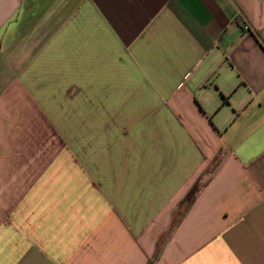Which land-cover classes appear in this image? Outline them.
<instances>
[{"label": "crops", "instance_id": "crops-1", "mask_svg": "<svg viewBox=\"0 0 264 264\" xmlns=\"http://www.w3.org/2000/svg\"><path fill=\"white\" fill-rule=\"evenodd\" d=\"M0 264H264V0H0Z\"/></svg>", "mask_w": 264, "mask_h": 264}, {"label": "built area", "instance_id": "built-area-1", "mask_svg": "<svg viewBox=\"0 0 264 264\" xmlns=\"http://www.w3.org/2000/svg\"><path fill=\"white\" fill-rule=\"evenodd\" d=\"M242 29H243V30H248V27H247L246 25H243V26H242Z\"/></svg>", "mask_w": 264, "mask_h": 264}]
</instances>
